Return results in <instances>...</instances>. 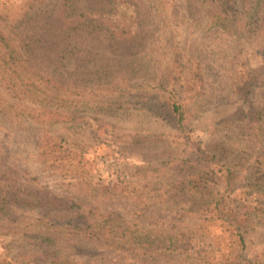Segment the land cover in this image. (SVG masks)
I'll list each match as a JSON object with an SVG mask.
<instances>
[{"label": "rangeland", "instance_id": "374dc122", "mask_svg": "<svg viewBox=\"0 0 264 264\" xmlns=\"http://www.w3.org/2000/svg\"><path fill=\"white\" fill-rule=\"evenodd\" d=\"M32 1L0 0V15L14 19ZM65 1L76 15L103 10L107 23H130L135 7L138 43L117 44L99 26L68 30ZM241 9L236 0H44L23 22L2 25L23 46L32 74L87 87L90 100L102 98V78L147 84L160 102L173 88L165 85L178 74L176 62L188 58L200 62L206 93L188 107L183 129L139 99L90 105L76 121L47 126L26 117L24 109L37 104L10 91L27 81L7 67L9 75H0V264H174L136 246L112 247L101 234L102 216L178 230L191 257L182 264L218 261L228 242L224 228L207 219L199 197L177 194L171 183L182 166L195 168L199 149L236 172L229 196L241 211L250 207L254 224L242 254L264 263V110L254 116L264 109V0L252 18L239 20ZM248 76L259 82L251 108L239 91ZM217 168L205 166L214 193L223 191Z\"/></svg>", "mask_w": 264, "mask_h": 264}, {"label": "trees", "instance_id": "16d2710c", "mask_svg": "<svg viewBox=\"0 0 264 264\" xmlns=\"http://www.w3.org/2000/svg\"><path fill=\"white\" fill-rule=\"evenodd\" d=\"M260 2L261 0H236V5H242L243 10L235 11L234 15L239 20L242 16L247 19L252 18L255 16ZM43 3L44 0H33L14 19L0 15V75L6 74L8 76L9 71L6 68L13 67L12 71H10L11 74L27 81L18 88H10V91L19 95L21 99H30L32 105L37 104L34 107L35 109H24L27 112L26 117L28 119H40L41 124L53 126L59 123L76 121L79 119L76 112L80 109H87L90 105H92V108L110 107L116 101L123 102L126 99H139L138 104L149 106V109L155 115L168 119L174 124L173 126L183 129V125L190 118L188 107L195 101L202 99L206 93L204 72L199 61L188 58L185 62H176L178 74H175V77L171 81H167L165 85L166 88L170 86L173 88L168 93L159 96L160 102L152 101V99H157V97H151L148 94L147 84H133L132 80H126V84L118 86L113 81L103 80L102 78L99 82H96L101 86V88H96V91L100 90L99 95L102 98L99 100L91 99V101L88 95L93 93H90L87 87L74 85L71 82H67L66 78L49 76L44 72L35 71L32 74L30 72L31 64L25 57L23 46L9 32L2 29V25L6 26L11 20H14L15 24L23 22L34 14ZM67 6L69 8V4L65 1L63 6L65 9L61 10V13H63L64 27L68 28V30L78 25L94 28L99 26V28L101 27L108 32L111 36L110 38H113L117 44L127 46L138 43L137 37L140 35V22L135 7L133 8L134 11H132L134 19L130 23L119 24L104 22L103 10H84V13L76 15L74 14L75 12L68 10ZM216 23L221 22L216 20ZM1 64L4 65L1 66ZM25 65L28 66V69L26 74L22 76L17 71L19 67L22 68ZM162 85L164 86L163 83L159 86ZM258 85V81L248 76L244 80L243 85L239 87V91H243L240 97H244V105L249 108L253 105L251 95ZM159 88L161 89V87ZM117 89H119V92H117ZM263 110V108L257 109L256 113H254L255 118L260 116ZM197 154L199 155V162H197L195 168L193 166H182V168H179L180 174L176 175V178H172L171 183H177V186H175L177 194L186 193L199 197L203 201V211L207 213V219L218 221L224 228V232L228 237L226 249L219 255L218 261H214L212 264H264L261 260L248 259L242 254L246 248V236L254 224L253 216L249 210L250 207L244 206V212L241 211L242 208L235 205L230 198L231 196H229L228 190H233L238 184L236 172L229 169L225 164L220 165L219 163L222 160L216 159L215 156L202 149H199ZM205 166L214 167V169L218 167L217 170L221 172L222 192L214 193L212 188L207 187L206 183L208 180L204 177H207L210 171L205 169ZM180 178L182 179L178 181ZM18 199L23 200V198ZM102 220L100 225L101 234L112 247L136 246L140 250L137 252H144V254H152L154 256L166 255L167 258L165 260L174 262V264L185 263L187 258H191L187 254L186 246H184L183 238L185 235L178 230L172 232L151 231L129 223L122 224L110 216H102ZM130 227L136 228L132 230ZM66 264H72V262L68 261Z\"/></svg>", "mask_w": 264, "mask_h": 264}]
</instances>
